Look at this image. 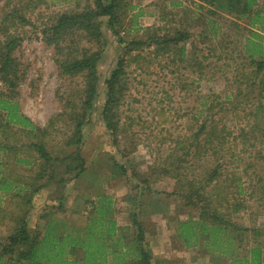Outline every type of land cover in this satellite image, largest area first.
<instances>
[{"label":"rangeland","instance_id":"rangeland-1","mask_svg":"<svg viewBox=\"0 0 264 264\" xmlns=\"http://www.w3.org/2000/svg\"><path fill=\"white\" fill-rule=\"evenodd\" d=\"M119 1L123 22L118 27L127 41L177 31L190 37L177 45L167 41L166 50L164 43H154L128 53L126 90L113 132L103 114L106 81L125 54V43L114 33L109 16L98 17L103 45L79 29L52 44L43 34L62 13L97 8V0H0V23L14 6L28 20L11 17L0 25L22 37L13 50L17 72L0 76V95L18 101L40 128L5 125L6 116L0 114V141L11 147L1 153L0 171L19 178L21 187H41L33 194L29 217L35 232L45 231L46 220L59 215L67 223L86 224L89 200L104 194L112 196L113 216L121 226L131 225L133 211L139 213L156 259L165 241L171 247L178 238V221L201 217L209 225L218 222L214 217L230 221L232 235L245 242L243 256L250 258L251 248L264 243V70L258 71L253 62L264 57V26H253L236 11L220 8L221 13L213 14L205 0ZM259 1L264 9V0ZM5 37L0 29L1 40ZM99 49L98 92L87 108L85 72L62 74L58 60ZM83 112L88 116L80 152L87 168L75 176L76 171L66 172L65 161L42 160L31 145L43 143L52 157L63 158L77 147L68 141ZM118 163L126 166L125 173ZM52 171L57 174L49 179ZM15 191L0 192V242L17 225L13 215L27 208ZM46 210L51 211L48 219L43 217ZM167 257L173 264V253ZM193 258L189 264H210L212 257ZM212 260L221 261L216 255Z\"/></svg>","mask_w":264,"mask_h":264},{"label":"trees","instance_id":"trees-1","mask_svg":"<svg viewBox=\"0 0 264 264\" xmlns=\"http://www.w3.org/2000/svg\"><path fill=\"white\" fill-rule=\"evenodd\" d=\"M217 3L221 8L236 11L239 14L253 13L254 4L257 0H211ZM97 8H89V10L79 13L64 12L59 15L53 24L46 25L43 29L44 38L49 44L58 43V40L65 35L79 29L86 31L89 37L99 43L105 44L103 38V30L101 29V20L99 16H109L110 25L113 27L114 33L117 34L124 42L125 54L120 57L118 67L113 71L110 78L107 79V99L103 108L104 118L109 129L116 132L118 130V122L115 118L118 115L117 109L125 94V83L123 77L126 74V56L134 48L145 44H154L166 50L167 41L174 42L177 45L179 41L186 40L190 35L186 32L177 31L176 35H151L149 41L131 40L127 41L121 34L122 29L119 28L123 22L121 20V3L119 0H97ZM9 3V2H8ZM10 4V3H9ZM20 9L14 6L13 9L5 14L0 25L7 21H11V17H17L21 21L27 22L25 15L19 12ZM238 14V15H239ZM6 34L5 39L0 38V76L8 77L11 73L16 74L15 58L13 50L17 48L22 37L9 33L8 25L0 27ZM6 30V31H5ZM157 46V47H158ZM103 54V49L94 51L91 54H85L84 57L78 59L58 60L62 74L76 75L85 72L87 77L85 106L90 108L97 95L98 90V70L97 63ZM258 66V71L264 70V57L253 61ZM263 85V83H261ZM264 109V106L262 107ZM258 113L259 110L257 111ZM257 113V115H258ZM264 113V110H263ZM0 114L5 118V125L10 123L21 126L23 128L32 127L40 129L33 120L22 111L18 101L5 95H0ZM87 112H83L76 122L75 132L68 141L70 145L77 144V147L65 155L63 158L56 159L51 156L45 144L32 143L31 146L37 148L42 160L55 159L56 161H65L66 172L76 171L75 176H80L87 168L86 159L80 152V144L83 140V124L87 120ZM254 129L260 127L259 123L253 125ZM219 134V133H218ZM220 136V135H219ZM68 143V144H69ZM0 141V170L3 165L1 153L10 149L9 144ZM18 161L31 164L33 160L18 157ZM46 164V162H45ZM51 166V163H50ZM117 166L123 169L125 173L126 166L118 163ZM216 169L214 171V176ZM57 171H52L49 179H54ZM22 183L19 178H11L8 174L0 171V192L15 191L17 196L21 198V206L27 205V208H20V212L13 215L12 219L16 222L14 230L0 242V264H153V250L146 238L148 229L145 223L139 218V213L132 212L131 225L121 226L117 219L113 216V198L110 195L100 194L96 200H89L92 204L90 211L91 217L88 222L82 226L67 223L65 216H54L46 220V230L43 232H35L29 224V217L34 211L33 194L39 192L41 187H32V185ZM45 185L42 183L40 186ZM26 189V190H24ZM32 189L31 191H29ZM60 206V205H59ZM19 207V206H18ZM52 208H54L52 206ZM51 211H47L43 215L48 219ZM205 213H201L204 216ZM215 221H222L223 228H215L209 226L207 219L178 221L177 230L183 236L186 242H190L192 238L199 240L201 236L208 235V230L212 232L211 242L216 246L220 242L218 234L222 229L229 228L231 224L228 220H221L214 217ZM227 224H225V223ZM216 224V223H215ZM134 231L132 230V228ZM241 229V227H240ZM247 230V228H243ZM255 234H260L259 229L255 230ZM232 236V231L229 232ZM219 236V237H218ZM259 245L251 248L252 256L249 258L242 257L236 259L235 264H264V247L263 241ZM240 262V263H239Z\"/></svg>","mask_w":264,"mask_h":264},{"label":"crops","instance_id":"crops-1","mask_svg":"<svg viewBox=\"0 0 264 264\" xmlns=\"http://www.w3.org/2000/svg\"><path fill=\"white\" fill-rule=\"evenodd\" d=\"M205 1L207 4H209L212 7L211 8L212 10L214 8V11L213 12L211 11V13L213 14L215 13L218 14L217 12L221 13L220 11H217L218 9L221 8L217 6L218 1L217 3L216 1L212 2L211 0H205ZM226 12L234 13V11H231V10H226ZM238 16L239 17L248 16L251 19L252 21L251 23L253 26L258 25V24H260V26H264V22L262 18L264 16V9H262V5L260 4L259 0H257L254 4V10H253L252 15L250 12H248L246 14H239ZM256 32H255V35L260 36L259 33H256ZM215 223L210 224L209 226H213L215 228H223L224 226L222 221L215 222ZM221 231L223 232L218 233L220 235V242L216 246H213V244L211 243L206 244L212 238L211 236L212 232L209 233V231H208V235L201 236L199 240H197L196 238H192L189 243L184 240L182 235L178 234V238L176 239V241L175 239H173V243H172L173 245H171V247L169 246V242L165 241L164 248H162V251H161L160 259H156L157 257L153 249V264H155L156 262L157 264H169L171 261L169 257L167 256H169L170 253H173V257H172L173 264L194 263L193 255H196V258L206 257L207 255L211 256L212 258L210 259V264L212 263L215 264V261L212 260L213 255H216L221 259L219 264H235L236 259L245 257L243 256L245 254L243 253L245 250V242L241 241L238 238V236H234V235L230 236L229 228H227L226 230L222 229Z\"/></svg>","mask_w":264,"mask_h":264}]
</instances>
